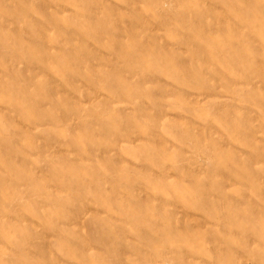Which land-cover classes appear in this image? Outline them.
I'll use <instances>...</instances> for the list:
<instances>
[{
  "label": "rangeland",
  "instance_id": "374dc122",
  "mask_svg": "<svg viewBox=\"0 0 264 264\" xmlns=\"http://www.w3.org/2000/svg\"><path fill=\"white\" fill-rule=\"evenodd\" d=\"M0 264H264V0H0Z\"/></svg>",
  "mask_w": 264,
  "mask_h": 264
}]
</instances>
